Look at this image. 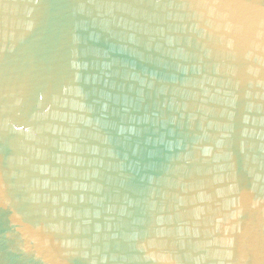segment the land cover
Segmentation results:
<instances>
[{
    "label": "water",
    "instance_id": "95a60500",
    "mask_svg": "<svg viewBox=\"0 0 264 264\" xmlns=\"http://www.w3.org/2000/svg\"><path fill=\"white\" fill-rule=\"evenodd\" d=\"M0 264H264V0H0Z\"/></svg>",
    "mask_w": 264,
    "mask_h": 264
}]
</instances>
